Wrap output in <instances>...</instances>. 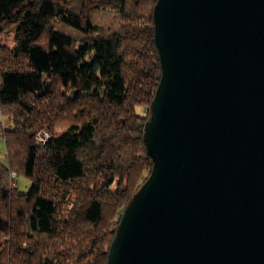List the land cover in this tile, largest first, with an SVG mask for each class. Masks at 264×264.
<instances>
[{"label":"trees","instance_id":"1","mask_svg":"<svg viewBox=\"0 0 264 264\" xmlns=\"http://www.w3.org/2000/svg\"><path fill=\"white\" fill-rule=\"evenodd\" d=\"M73 1L0 0V35L8 27L14 33L11 45L0 44V110L12 123L6 129L0 121L7 152L0 163V249L3 237L10 242L22 228L25 247L14 254L30 251L34 264L61 258L51 246L34 248L35 233L80 246L68 264H106L121 215L152 169L144 126L161 75L156 0H144L150 11L136 16L127 13L128 0ZM106 6L121 18L112 33L92 16ZM58 120L69 125L59 134L52 132ZM18 175L30 181L24 193Z\"/></svg>","mask_w":264,"mask_h":264},{"label":"water","instance_id":"2","mask_svg":"<svg viewBox=\"0 0 264 264\" xmlns=\"http://www.w3.org/2000/svg\"><path fill=\"white\" fill-rule=\"evenodd\" d=\"M152 169L106 264H264V0H156Z\"/></svg>","mask_w":264,"mask_h":264},{"label":"rangeland","instance_id":"3","mask_svg":"<svg viewBox=\"0 0 264 264\" xmlns=\"http://www.w3.org/2000/svg\"><path fill=\"white\" fill-rule=\"evenodd\" d=\"M135 0H128L127 5V13L132 16H136L138 14L143 13L144 15H147L150 11V4L144 0V3H141L139 6H134ZM80 4V1H73V6L76 7ZM92 16L94 21L103 29V32L106 33H112L115 30H118L119 27H121V18L120 15L116 12L114 8H109L108 6L101 7L99 9H95L92 11ZM135 18V17H134ZM13 29L8 27L6 32H4L2 35H0V44L3 45H11L12 38H13ZM73 34V32H72ZM73 36V35H72ZM73 37H76L75 35ZM140 107H137V111H139ZM145 109L141 110L140 113L144 114ZM62 119V118H60ZM0 121H2L4 128L9 129L12 127L11 119L6 116H2L1 110H0ZM69 127L68 122L64 120H58V122L55 124L54 130L52 132L60 133L66 130ZM0 163L6 164L7 163V152H6V145L4 138L0 135ZM147 171H145L142 174V180L144 181L145 178H147ZM17 190L19 193H24L29 185L30 181L23 175H18L17 177ZM73 192L71 193L70 199L67 201V206L69 210H65V214L68 216H73L74 211L76 209V203H73ZM72 197V198H71ZM73 203V204H72ZM25 205V204H23ZM25 207V206H24ZM24 211V209H23ZM118 220V216L112 217L106 224H109L111 227L115 221ZM80 223V221H77ZM115 224H113L114 226ZM22 228L18 229L15 233L14 238L9 242L10 236L3 237L2 243H6L4 247H1L0 249V264H34L36 261V254L30 255L32 252H25L23 255L18 256L17 254H14L15 251L19 249V247H25L24 245V236L21 233ZM35 238V245L34 248L38 247L40 245L43 246H51L54 248L52 251L58 252V255H60V260H57L55 256H49V260L52 261V264H68L73 262L74 257H72L71 254L72 251L77 252L80 246H76L75 243H69L64 245L62 240H49L44 238H39L38 234H33ZM38 252H41V250H38ZM42 253V252H41ZM74 255V254H73ZM58 257V256H57ZM48 261V262H50Z\"/></svg>","mask_w":264,"mask_h":264},{"label":"built area","instance_id":"4","mask_svg":"<svg viewBox=\"0 0 264 264\" xmlns=\"http://www.w3.org/2000/svg\"><path fill=\"white\" fill-rule=\"evenodd\" d=\"M49 138V135L46 132H42L38 135V139L41 143H45L46 140ZM15 180V179H14Z\"/></svg>","mask_w":264,"mask_h":264}]
</instances>
